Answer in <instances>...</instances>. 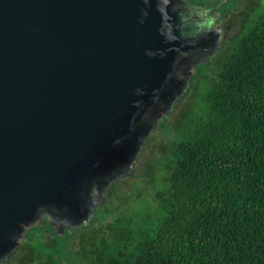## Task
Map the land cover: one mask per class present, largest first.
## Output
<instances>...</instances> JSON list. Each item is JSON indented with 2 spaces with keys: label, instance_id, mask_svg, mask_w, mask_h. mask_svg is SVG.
Returning a JSON list of instances; mask_svg holds the SVG:
<instances>
[{
  "label": "water",
  "instance_id": "obj_1",
  "mask_svg": "<svg viewBox=\"0 0 264 264\" xmlns=\"http://www.w3.org/2000/svg\"><path fill=\"white\" fill-rule=\"evenodd\" d=\"M194 0H0V264L108 205L225 47Z\"/></svg>",
  "mask_w": 264,
  "mask_h": 264
},
{
  "label": "trees",
  "instance_id": "obj_2",
  "mask_svg": "<svg viewBox=\"0 0 264 264\" xmlns=\"http://www.w3.org/2000/svg\"><path fill=\"white\" fill-rule=\"evenodd\" d=\"M242 31L145 149L132 232L114 226L121 246L100 240L88 264H264V14Z\"/></svg>",
  "mask_w": 264,
  "mask_h": 264
},
{
  "label": "flooded vegetation",
  "instance_id": "obj_3",
  "mask_svg": "<svg viewBox=\"0 0 264 264\" xmlns=\"http://www.w3.org/2000/svg\"><path fill=\"white\" fill-rule=\"evenodd\" d=\"M211 11L212 13H219L217 10L211 9ZM218 20L221 22V44L226 47V45H229L232 38H235L239 33L230 34L231 27H227L222 16H219ZM244 26L245 24H242L241 31ZM163 131L159 132L157 137L151 141L150 145L161 141V134L165 133V131ZM142 156L144 158V153ZM141 158L136 163L131 178L117 179L110 184L106 190V201L108 205L99 210L98 215L90 225L74 232L69 237H67V235L58 236L53 231L49 230L33 234L29 237V240L19 248L18 252L10 258L8 264H70V261L76 255L70 253V250L67 248L68 245H80L81 248L87 243H89V245H95L97 242H95L94 239H90L87 242L88 238L84 237L86 234L85 232H87L88 229H93L92 227L96 224L103 225L107 219H111L108 223L109 228H111L110 226L112 224L121 221L124 217V207L128 203L129 192L134 190V183L137 184L135 189L136 192L141 193L143 188H141V185H138V182L144 178L145 175V167L142 164L143 158L142 160ZM137 188H140V190H137Z\"/></svg>",
  "mask_w": 264,
  "mask_h": 264
},
{
  "label": "rangeland",
  "instance_id": "obj_4",
  "mask_svg": "<svg viewBox=\"0 0 264 264\" xmlns=\"http://www.w3.org/2000/svg\"><path fill=\"white\" fill-rule=\"evenodd\" d=\"M196 3H203L207 5L209 8L213 10L220 11L222 14V18L224 19V23L227 24V27L230 28V34H237L241 32L242 24H245V29H247L250 24L258 19L259 17L263 16L264 14V0H194ZM247 25H249L247 27ZM247 27V28H246ZM244 30L242 32H244ZM242 34V33H241ZM240 34V35H241ZM162 131V130H161ZM170 132V129H168ZM159 132L156 134L155 137ZM154 137V138H155ZM169 139V135L167 133L161 134V139ZM141 182L142 184H139ZM138 185H141V188L145 189L143 186V180H140ZM149 181L145 179V185L148 184ZM134 190L129 192L128 203L124 207L123 210V219L116 223V225L112 224L109 228V222L111 219H107L103 225L96 224L92 228L88 229L85 232V238L87 242L90 239H94L95 242L99 243L100 240H109L110 245L118 246L121 243L120 238L117 234L114 233V226H120L125 230V232H132L133 230L130 225L128 224V217L129 216H137V214L147 208V203L145 200L137 199L135 196L137 194L136 187L137 184H133ZM140 188H137V190ZM142 189V190H143ZM141 190V191H142ZM145 193V192H144ZM146 198L149 196L148 192ZM144 197V196H143ZM150 197V196H149ZM107 225V226H104ZM131 228V229H130ZM106 230V231H105ZM121 246V245H120ZM94 245H89V243L85 244L80 247V245H68L67 248L70 250V253L74 256V258L70 261V264H88V259H85V255L87 252L92 250ZM63 264V263H62Z\"/></svg>",
  "mask_w": 264,
  "mask_h": 264
},
{
  "label": "bare ground",
  "instance_id": "obj_5",
  "mask_svg": "<svg viewBox=\"0 0 264 264\" xmlns=\"http://www.w3.org/2000/svg\"><path fill=\"white\" fill-rule=\"evenodd\" d=\"M208 122V121H207ZM233 178V177H232Z\"/></svg>",
  "mask_w": 264,
  "mask_h": 264
}]
</instances>
